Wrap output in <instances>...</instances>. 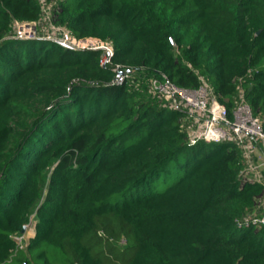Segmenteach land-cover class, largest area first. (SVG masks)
Masks as SVG:
<instances>
[{"label": "trees", "instance_id": "obj_1", "mask_svg": "<svg viewBox=\"0 0 264 264\" xmlns=\"http://www.w3.org/2000/svg\"><path fill=\"white\" fill-rule=\"evenodd\" d=\"M46 2L116 54L103 67L100 51L10 38L41 6L0 0V264H264V224H244L264 183L239 177L237 144L189 146V115L149 93L154 77L205 83L264 119V0Z\"/></svg>", "mask_w": 264, "mask_h": 264}, {"label": "built area", "instance_id": "obj_2", "mask_svg": "<svg viewBox=\"0 0 264 264\" xmlns=\"http://www.w3.org/2000/svg\"><path fill=\"white\" fill-rule=\"evenodd\" d=\"M38 1L41 6L39 20L30 23L14 21L10 38L51 41L71 51H100L101 65L106 67L111 63L116 54L112 42L98 38H81L65 27L57 25L53 5L46 0ZM114 72L117 73L114 84H122L129 77V71L121 65L115 66ZM149 93L159 98L169 109L189 115L193 122L188 130L189 146L200 142L237 144L245 162V168L239 177L245 183H264L263 164L261 165L258 161L260 156L264 159V119L255 116L243 98L230 111L218 101L205 83L200 88L192 90L179 88L168 79L155 77L150 79ZM258 202L257 210L264 209V194ZM250 223L264 224V215L262 218L248 217L244 224L248 226ZM26 238L25 233L15 236L19 248H25Z\"/></svg>", "mask_w": 264, "mask_h": 264}, {"label": "rangeland", "instance_id": "obj_3", "mask_svg": "<svg viewBox=\"0 0 264 264\" xmlns=\"http://www.w3.org/2000/svg\"><path fill=\"white\" fill-rule=\"evenodd\" d=\"M258 156H260V154H258ZM257 156V157H258ZM258 161H259V163L262 165V168H263V170H264V159L263 158H261V156L260 157H258ZM182 176V174H178L177 176H175L170 182H168L167 184H165L164 186H162V188L161 189H163V188H165V187H167L168 185H171L173 182H175V181H177L180 177ZM160 189V190H161ZM263 201V200H262ZM259 204V202L257 203V205ZM34 216L35 215H33L32 217H31V221H30V224L29 225H27V229H26V232H25V234H26V241H24V247L26 248L27 247V245H29L30 244V240L35 236V225H36V222H34ZM123 245V244H125V241L123 240V242L122 243H118V245Z\"/></svg>", "mask_w": 264, "mask_h": 264}, {"label": "water", "instance_id": "obj_4", "mask_svg": "<svg viewBox=\"0 0 264 264\" xmlns=\"http://www.w3.org/2000/svg\"><path fill=\"white\" fill-rule=\"evenodd\" d=\"M129 72H130V71H129ZM26 229H27V226H25V227L23 228L22 232L25 233V232H26Z\"/></svg>", "mask_w": 264, "mask_h": 264}]
</instances>
